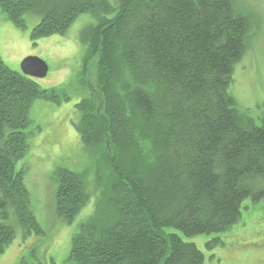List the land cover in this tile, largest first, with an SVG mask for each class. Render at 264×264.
<instances>
[{
  "label": "trees",
  "instance_id": "16d2710c",
  "mask_svg": "<svg viewBox=\"0 0 264 264\" xmlns=\"http://www.w3.org/2000/svg\"><path fill=\"white\" fill-rule=\"evenodd\" d=\"M0 11L19 30L36 17L35 44L91 18L78 37L85 55L76 82L86 96L74 127L101 194L69 262L205 264L194 243L165 229L219 235L239 222L244 201L264 199V122L230 91L249 14L237 0H0ZM68 89L44 90L0 56V256L16 228L24 239L44 235L19 164L31 108L68 103ZM53 177L58 218L71 225L91 200L87 173L61 168Z\"/></svg>",
  "mask_w": 264,
  "mask_h": 264
},
{
  "label": "rangeland",
  "instance_id": "374dc122",
  "mask_svg": "<svg viewBox=\"0 0 264 264\" xmlns=\"http://www.w3.org/2000/svg\"><path fill=\"white\" fill-rule=\"evenodd\" d=\"M237 1L241 12L249 14L253 26L243 58L236 64L230 91L238 108L261 126L264 122V0ZM90 20L89 15H83L66 36L45 37L35 44L30 37L39 23L36 17L26 16L27 28L19 30L0 11V56L6 65L22 74L25 59L42 60L49 67L48 74L46 78L32 80L44 90L70 86L67 92L71 98L60 105L37 100L30 110V149L19 167L23 164L28 167L26 186L44 235L24 239L20 227L16 228L15 241L0 256V264H71L72 238L100 200L101 191L95 186L96 166L83 151L74 127L79 121L75 106L86 96L76 82L85 55L78 37ZM61 168L77 173L85 171L88 176L91 200L71 225L61 222L56 211L57 188L53 176ZM241 214L231 230L219 235L186 238L178 230L166 228L165 231L194 243L203 252L205 264H264V199L244 201ZM217 239L223 244L209 249L207 245Z\"/></svg>",
  "mask_w": 264,
  "mask_h": 264
},
{
  "label": "water",
  "instance_id": "95a60500",
  "mask_svg": "<svg viewBox=\"0 0 264 264\" xmlns=\"http://www.w3.org/2000/svg\"><path fill=\"white\" fill-rule=\"evenodd\" d=\"M22 74L31 78H46L49 67L38 58H27L22 63Z\"/></svg>",
  "mask_w": 264,
  "mask_h": 264
}]
</instances>
